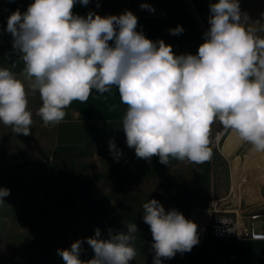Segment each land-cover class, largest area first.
<instances>
[{
	"label": "clouds",
	"instance_id": "1",
	"mask_svg": "<svg viewBox=\"0 0 264 264\" xmlns=\"http://www.w3.org/2000/svg\"><path fill=\"white\" fill-rule=\"evenodd\" d=\"M89 2L34 0L26 11L9 15L5 31L24 69L20 79L0 67V123L15 134H31L29 90L39 93L38 114L48 126L63 122L74 101L87 103L93 91L110 96L116 89L126 106L121 121L126 144L137 158L150 162L155 156L165 165L172 159L210 162L211 129L217 122L264 155V37L239 0L210 3L204 42L196 54L180 55L163 40L137 31L138 17L131 10L106 16L74 13L77 3ZM140 7L155 11L148 4ZM169 31L180 35L184 29L178 25ZM109 150L118 161L122 153L114 140ZM8 195L10 190L0 187V203ZM142 218L152 235L153 264L191 252L200 242L196 223L175 208L166 211L156 199L143 204ZM126 228L109 230L108 239L96 229L94 236L58 249V255L65 264H131L138 228L136 223ZM85 242L94 252L88 261L79 259Z\"/></svg>",
	"mask_w": 264,
	"mask_h": 264
},
{
	"label": "rangeland",
	"instance_id": "2",
	"mask_svg": "<svg viewBox=\"0 0 264 264\" xmlns=\"http://www.w3.org/2000/svg\"><path fill=\"white\" fill-rule=\"evenodd\" d=\"M218 131H225L224 140L220 150H212L210 162L172 159L165 165L154 156L141 168L118 169L115 176V169L106 171L103 146L81 154L58 151L50 141L48 151H31L19 144L22 135H10L0 126V187L10 190L0 203V264H65L58 249L94 236L96 229L108 239L109 230L126 232L130 223L138 228L137 256L131 264H153L152 235L142 218L143 204L151 199L166 211L179 210L198 226L199 244L163 264H200L202 254L217 241L216 207L260 214L256 224L264 223V202L249 199L256 189L264 195V155L221 125L211 132V140ZM15 136L18 144H10ZM93 256L83 243L79 259Z\"/></svg>",
	"mask_w": 264,
	"mask_h": 264
},
{
	"label": "crops",
	"instance_id": "3",
	"mask_svg": "<svg viewBox=\"0 0 264 264\" xmlns=\"http://www.w3.org/2000/svg\"><path fill=\"white\" fill-rule=\"evenodd\" d=\"M32 2L34 0H0V67L9 68L20 79H23L24 63L13 50L12 37L5 29L9 15L17 9L26 11ZM215 2L217 0H90L87 6L77 3L73 11L81 16H87L90 11L106 16L131 10L138 17L137 31H143L147 38L153 41L163 40L172 46L177 55L196 54L199 45L204 42L203 34L209 28V4ZM142 3L150 5L155 11L142 9ZM239 3L241 11L248 14L251 26L258 29V35L264 37V31H260L264 27V0H239ZM178 25L183 27V33L172 35L169 30ZM25 85L27 87L26 81ZM28 100L33 120L31 134H20L22 139L19 141L21 145L30 146L26 150L48 151L50 141L58 151L69 150L81 154L103 146L107 173L110 169H115L117 176L118 169H138L144 166L145 159L137 158L135 150L128 148L126 144L121 123L126 106L120 102L116 89H113L110 96L93 91L87 103L74 101L59 125L44 126L38 114L42 103L38 92L32 93L29 90ZM113 105L115 110L110 111L109 108ZM218 125V122L215 123L211 132ZM0 126L8 129L9 133L12 132L10 127L1 123ZM112 140L122 153L118 161L109 150V141ZM11 143L18 144L16 136ZM256 228L258 233H264V223L256 224ZM200 264H264V239L217 240L214 248L207 249L202 254Z\"/></svg>",
	"mask_w": 264,
	"mask_h": 264
},
{
	"label": "built area",
	"instance_id": "4",
	"mask_svg": "<svg viewBox=\"0 0 264 264\" xmlns=\"http://www.w3.org/2000/svg\"><path fill=\"white\" fill-rule=\"evenodd\" d=\"M225 131L215 133L212 138V150L221 149ZM213 236L220 241H245L248 239H264V233H258L256 221L260 214L239 215L237 212L214 210Z\"/></svg>",
	"mask_w": 264,
	"mask_h": 264
},
{
	"label": "bare ground",
	"instance_id": "5",
	"mask_svg": "<svg viewBox=\"0 0 264 264\" xmlns=\"http://www.w3.org/2000/svg\"><path fill=\"white\" fill-rule=\"evenodd\" d=\"M227 134V133H226ZM234 145V144H233ZM233 147V146H232ZM231 147V148H232ZM249 197V196H248ZM249 199H252V200H261L264 202V195L262 192H260L259 189H256L255 191H253L252 195L249 197ZM251 204H254L253 201ZM200 221V220H199ZM205 221V220H204ZM203 221V222H204ZM200 225V224H199Z\"/></svg>",
	"mask_w": 264,
	"mask_h": 264
}]
</instances>
